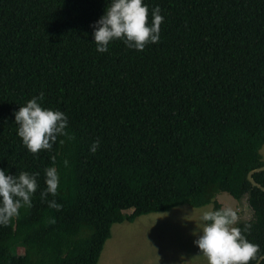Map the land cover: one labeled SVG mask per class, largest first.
Masks as SVG:
<instances>
[{
    "label": "trees",
    "instance_id": "1",
    "mask_svg": "<svg viewBox=\"0 0 264 264\" xmlns=\"http://www.w3.org/2000/svg\"><path fill=\"white\" fill-rule=\"evenodd\" d=\"M110 3L0 0V169L40 174L32 207L0 225V264H100L115 224L217 210L221 195H250L254 218L237 226L264 253V192L249 180L264 166V0H144L149 24L157 6L164 17L159 42L101 53ZM41 92L75 139L33 154L15 112ZM52 166L60 211L40 196ZM254 179L264 188V172Z\"/></svg>",
    "mask_w": 264,
    "mask_h": 264
},
{
    "label": "clouds",
    "instance_id": "2",
    "mask_svg": "<svg viewBox=\"0 0 264 264\" xmlns=\"http://www.w3.org/2000/svg\"><path fill=\"white\" fill-rule=\"evenodd\" d=\"M164 17L159 6L152 11L149 24V8L144 0H111L105 14L95 23L94 40L97 51H108L109 43L120 39L130 49L143 51L147 44L158 43L161 24ZM44 93L34 96L26 105L15 112L18 135L27 149L37 154L41 150L51 151L59 136L75 139L67 131L68 117L59 110L42 106ZM60 143H64L63 140ZM100 145L96 139L90 146L95 153ZM55 164L56 156L51 157ZM68 165L67 159L64 161ZM37 173L21 171L18 175L6 174L0 169V225L8 226L13 218L19 215L22 207H32V196L38 185ZM46 188L41 191V201H47L48 207L62 210V205L55 199L48 200L49 195L58 194L60 176L55 166L45 169ZM240 217L231 206H222L217 210H202L199 217L198 230L193 235L194 241L207 258L208 264H262L264 253L260 245L251 242L245 233H249L251 224L238 227ZM55 223V218L50 220ZM202 231V234L200 232Z\"/></svg>",
    "mask_w": 264,
    "mask_h": 264
},
{
    "label": "rangeland",
    "instance_id": "3",
    "mask_svg": "<svg viewBox=\"0 0 264 264\" xmlns=\"http://www.w3.org/2000/svg\"><path fill=\"white\" fill-rule=\"evenodd\" d=\"M262 154L264 160V147ZM218 200L233 207L240 221L254 218L253 209L245 201L239 202L229 195L218 196ZM206 209H213V205L182 206L171 212L139 217L135 223L115 224L100 264H208L194 243L198 236L193 235L198 230L201 212Z\"/></svg>",
    "mask_w": 264,
    "mask_h": 264
},
{
    "label": "water",
    "instance_id": "4",
    "mask_svg": "<svg viewBox=\"0 0 264 264\" xmlns=\"http://www.w3.org/2000/svg\"><path fill=\"white\" fill-rule=\"evenodd\" d=\"M263 172H264V166H263L262 168H259V170H257V171H255V172L251 173V175H250V177H249V180H250L251 184L253 185V187L258 188V189H260V190H262V191L264 192V188H262L261 185H259V184L255 181V179H254V177H255L256 174H260V173H263ZM250 199H251V197H250V195H248V196L244 197V199H243L241 202L245 201L246 204H247V206H248L249 208H252V209H253V213H254V215H255L256 210H255L254 207L251 205ZM245 220H246V219H245ZM247 220H251V219H247Z\"/></svg>",
    "mask_w": 264,
    "mask_h": 264
}]
</instances>
